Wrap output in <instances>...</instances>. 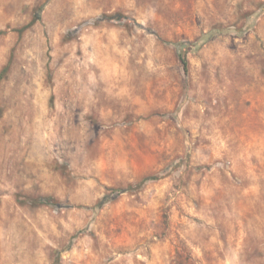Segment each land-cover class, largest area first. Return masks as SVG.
Here are the masks:
<instances>
[{"label":"rangeland","instance_id":"1","mask_svg":"<svg viewBox=\"0 0 264 264\" xmlns=\"http://www.w3.org/2000/svg\"><path fill=\"white\" fill-rule=\"evenodd\" d=\"M0 30V264H264V0H0Z\"/></svg>","mask_w":264,"mask_h":264},{"label":"trees","instance_id":"2","mask_svg":"<svg viewBox=\"0 0 264 264\" xmlns=\"http://www.w3.org/2000/svg\"><path fill=\"white\" fill-rule=\"evenodd\" d=\"M25 27H22L20 29H18L19 31H23ZM4 33V30H0V34ZM177 54L182 62V65H183V69L186 73L189 72V60L187 58V54H186V50L185 49H182L180 47H177ZM8 69V65H6L3 70L0 72V79L2 78V76L4 75V73L7 71ZM152 177H146L145 180L147 179H150ZM126 188L124 189H120V191H125ZM39 202L41 203H48V204H52V201H51V198L50 197H43V198H39Z\"/></svg>","mask_w":264,"mask_h":264}]
</instances>
